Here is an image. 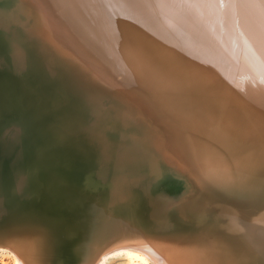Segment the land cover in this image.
I'll return each instance as SVG.
<instances>
[{
	"label": "rangeland",
	"instance_id": "374dc122",
	"mask_svg": "<svg viewBox=\"0 0 264 264\" xmlns=\"http://www.w3.org/2000/svg\"><path fill=\"white\" fill-rule=\"evenodd\" d=\"M79 1L9 0L6 4V11L9 10L8 14H10L7 22L9 23V29L18 32L20 37L19 43L14 48L17 49V52H15L16 54L13 58L23 61L21 54H24L23 50L26 48L28 55H31V57L35 56V53L37 54L35 56L37 59L42 58L43 60L44 57L53 75L49 76L50 78H58L57 69H65L70 75L71 73L73 74L76 86L84 90L91 104V107L84 110L86 120L81 130L83 133L91 136L93 143L103 140L99 138L102 134H106V137L110 135V137L117 138L121 142L135 138L142 140L140 146L142 148L138 154L137 162L138 166L142 168L139 170L144 174L139 179L132 178L135 176L132 175L130 180H118L116 185L113 186L115 188L113 192H115L116 200L111 202L113 204L115 203L114 205L117 207L112 208V211L115 213L114 218L111 216L113 223L105 231V233H109L106 236L107 241L112 236L114 237L111 239L113 241L111 245L118 241L142 236L167 237V240L172 241V244L176 245V247L179 245L180 248L184 249L192 248L193 252L188 258L191 264H210V262L211 264H243L245 257H248L246 252L249 250L244 249L241 245H234L230 239H234V237L227 235L229 230L233 233H238V231L230 228L228 214L231 212L242 213L244 211L245 214L248 213L245 217L254 221L260 213L264 212V209L260 208V205H252L251 203L247 205L243 200L245 193L249 191L248 183H250L251 179L256 181L255 184H259L260 181L258 180L264 178V76H260L264 72V59H262L264 57V0ZM158 1L161 3L159 4ZM165 2L173 3L172 5L175 6H179L180 4L183 6L184 4L186 7L184 9L186 10L181 5L179 7L177 6V8ZM176 2L178 3L176 4ZM55 3H58V5ZM157 3L159 7L156 6ZM133 4L135 6L130 8L129 5L133 6ZM125 5L126 8H124ZM104 8L106 9L104 10ZM111 8L112 11L109 10ZM158 8L163 9V11H159L160 9ZM114 9L116 10L114 11ZM125 9H129L130 15ZM135 9L137 10L135 11ZM168 9H173L174 11ZM176 9L178 12L175 11ZM195 9L197 12H195ZM148 10L152 12L150 13ZM145 11L148 13L146 14ZM160 12L164 14H160ZM188 12L194 13L190 14V16L193 15V18L190 19V16L188 17ZM114 14L116 15L114 16ZM198 15L201 17V20H199ZM164 16H166V20L163 21V18L165 19ZM167 16L169 21L174 20L172 24H170L171 22L168 23ZM114 17L115 19H113ZM139 17H143L142 20L138 19ZM161 18L162 20L159 21ZM194 18L196 19L194 20ZM244 18L248 19V21L247 19L245 20L247 24L244 23ZM250 18L252 21H250ZM139 20L140 22H137ZM190 20L191 22H189ZM157 21L159 24L157 23L158 25L155 28L156 24L154 23ZM162 21L165 23L160 24ZM194 21L199 24L197 25ZM206 21L208 22L206 23ZM179 23L182 25L188 23V25L180 28L181 25ZM189 23L196 24L197 26L195 25L194 27L193 24L189 25ZM160 25L165 26L161 27ZM172 26L174 28L169 31V28ZM188 26L193 27L191 29ZM176 27L179 28L177 31H175ZM232 27L234 29L235 27L236 29L238 28V31L235 30V32ZM245 27H248V29L246 30ZM129 28L133 29V31ZM206 28H209L208 31ZM151 30H154V32ZM239 31L242 34H237ZM172 32L177 33L174 35L175 33ZM135 33H138L135 35L136 37L132 36ZM142 34L143 37L139 36ZM152 34L154 38L151 36ZM246 34L247 37L245 36ZM137 36L139 38L135 41ZM161 36L162 38L164 37L163 39L165 41L162 38H158ZM220 36L223 37L222 39H226L222 40ZM229 37L231 38L229 39ZM203 38L209 40H204ZM234 38L236 41L239 40L240 44L237 41L239 45ZM146 39L147 41H145ZM153 39H155V42H153ZM245 39H247L249 46ZM138 40L139 44H137ZM141 40L143 42L140 43ZM165 43L167 44L164 45ZM141 44H144V47ZM155 44L156 46H154ZM225 44L226 46L229 44L231 46L229 45L230 47L227 46V48ZM138 45H140V48H138ZM215 45L216 48L214 47ZM258 45H262V47L259 48ZM133 46L136 50L133 49ZM160 46L161 50L159 49ZM236 46L237 49L234 50ZM167 47L170 49L168 50ZM195 47H197L198 51H195ZM171 48L173 49L171 50ZM254 48L256 49L254 50ZM148 49L150 51L152 50L153 53ZM219 50L225 53L222 54ZM229 51L231 55H229ZM236 51H240L241 53H237ZM164 52L169 58L165 56L166 54ZM128 53L131 56L134 54L137 56L129 57ZM139 53H142L143 57ZM200 53L203 54L201 55ZM209 53L211 55L214 54L215 57ZM244 56L247 59H244ZM250 56L255 59L253 60ZM145 57V61L141 60V58L145 59ZM259 58L260 60H258ZM49 60L51 63H49ZM201 61H203L202 64H199ZM253 61L254 63H252ZM261 61L262 66L260 64ZM136 62L142 64L139 63V65ZM252 64L255 66H252ZM61 65L65 66L62 68ZM140 66L141 68H139ZM260 66L261 68L259 70L258 68ZM67 67L70 68L67 69ZM249 68L251 72L248 71L250 70ZM209 69L211 72H209ZM230 70L232 73L237 71L232 75ZM244 72H247V75H244ZM252 72L255 76H250ZM253 73L251 75H254ZM244 76L249 77L246 78ZM247 80L248 82L251 81L250 83L257 82V84L249 85L246 82ZM260 83H262V86H260ZM179 104L182 106H179ZM180 110H183V113ZM94 123L102 126V130L93 133L91 126ZM134 123H137L139 129L134 126ZM77 126L78 123L76 121L72 122L71 120L66 128H71L75 131L74 127L76 128ZM147 154L152 157L150 162H148V157L146 158ZM156 165L161 166L160 176L162 178L164 177V167L169 170L168 174H170L169 177L172 180L170 183H167V186L175 187L173 188L175 190L178 187L180 188L182 183H177L176 186L174 181L182 180L189 186L193 184L196 190L189 195H182L179 201L170 204L171 206H168L165 202L153 199L149 200L147 197V181H155L153 176L149 178V174L156 169ZM132 182L137 183V185H131ZM154 184L152 183L150 187L153 188ZM215 194L224 195L227 198L222 202H212L211 197L215 196ZM140 197L144 202H139L140 204H138V200L141 199ZM152 205L157 210L164 209L168 211L167 217L164 218L161 215L166 211L153 216L150 213ZM170 210H173V213L170 214ZM93 211L95 210H90L89 215ZM142 214L143 216L141 217ZM53 215L49 214L45 216V219ZM105 223H107V220ZM228 225L229 228L225 227ZM244 225L241 226L244 227ZM94 226L92 229L96 230V223H94ZM226 228L229 230L227 231ZM247 231L249 233L247 236H253L256 232L250 229H247ZM94 232H96L95 236H100L97 231ZM89 237L94 238V234ZM99 242L101 243L102 241H97L96 245ZM27 243L37 252L36 256L40 261L37 264H53L52 261L50 262V258H48L45 251L38 246L40 244L36 239L31 240L29 237L27 238ZM91 245L94 246L95 241ZM196 246L197 248H195ZM9 250V248L0 250V264H15V257ZM93 256L94 252H92V255L89 254L87 256L83 264H89V259ZM62 263L65 264L64 260ZM101 264H129V261L125 254H116L109 255Z\"/></svg>",
	"mask_w": 264,
	"mask_h": 264
},
{
	"label": "water",
	"instance_id": "95a60500",
	"mask_svg": "<svg viewBox=\"0 0 264 264\" xmlns=\"http://www.w3.org/2000/svg\"><path fill=\"white\" fill-rule=\"evenodd\" d=\"M8 2L2 0L5 10L0 8V239L6 243L15 238L41 237L42 242L50 244L46 253L53 264H62L63 260L65 264H83L92 252L91 264H95L113 249L107 232L102 242L94 246L91 241L96 240L88 234L94 232L95 219L105 213L113 185L122 178L135 175L132 178L139 179L144 174L137 166L142 140L121 142L102 134L99 138L103 140L93 143L91 136L82 132L84 110L91 104L74 78L65 69H57L58 78H50L53 75L44 57H31L26 48L21 54L23 61L13 58L20 37L7 26ZM71 120L78 123L75 131L66 128ZM134 126L139 129L137 123ZM91 128L96 133L103 127L94 123ZM155 168L149 178H155L157 187L151 188L153 181H147L149 200L169 206L196 190L193 184L189 186L182 180L181 187L174 190L175 187L167 186L168 177L160 176V166ZM161 194L168 199H161ZM226 198L215 194L211 201L222 202ZM259 200L262 197L252 199ZM89 207L95 210L90 222L83 217L68 218ZM165 211L153 205L150 208L153 216ZM49 214H54L50 217L56 220L45 219ZM167 214L168 211L161 215L166 218ZM230 232L227 235L234 237L230 238L234 245L249 250L247 264H264V258L255 260L254 251V245H263L264 240L249 238L245 232Z\"/></svg>",
	"mask_w": 264,
	"mask_h": 264
},
{
	"label": "bare ground",
	"instance_id": "6f19581e",
	"mask_svg": "<svg viewBox=\"0 0 264 264\" xmlns=\"http://www.w3.org/2000/svg\"><path fill=\"white\" fill-rule=\"evenodd\" d=\"M53 1V0H52ZM58 1V0H57ZM79 1V0H78ZM115 1V0H114ZM121 1V0H120ZM119 1V2H120ZM142 1V0H141ZM146 1V0H145ZM165 1V0H164ZM176 1V0H175ZM1 2H2V0H1ZM1 2H0V8H3V10H4V6L3 5H1ZM73 2V1H72ZM79 2H81V1H79ZM86 2V1H85ZM84 2V3H85ZM95 2V1H94ZM97 2V1H96ZM101 2V1H100ZM125 2H126V0H125ZM132 2V1H131ZM130 2V3H131ZM140 2V1H139ZM155 2H157V1H155ZM159 2V4L161 3L160 1H158ZM163 2V1H162ZM74 3V2H73ZM72 3V4H73ZM76 3H78V2H76ZM83 3V4H84ZM98 3H99V1H98ZM98 3H96V4H98ZM116 3H117V1H116ZM164 3V2H163ZM165 3H169V2H165ZM178 2H176V4H177ZM180 3V2H179ZM196 3V2H195ZM55 4H57L58 5V3H55ZM62 4V3H61ZM66 4V3H65ZM70 4V3H69ZM111 4V3H110ZM158 3H157V5L156 6H158L159 5ZM170 4V3H169ZM173 4V3H172ZM172 4H170V5H172ZM174 4H175V2H174ZM198 4V3H197ZM99 5V4H98ZM97 5V6H98ZM112 5V4H111ZM152 5V4H151ZM153 5H154V3H153ZM162 5V4H161ZM167 5V4H166ZM166 5H164V6H166ZM181 5V7H183V9H184V4H183V6H182V4H180ZM179 5V6H180ZM185 5H187V4H185ZM194 5V4H193ZM55 6V5H54ZM66 6V5H65ZM67 6L69 7V5L67 4ZM71 6H73V5H71ZM130 6V8L131 7H134L135 5L133 4V6H131V5H129ZM128 6V7H129ZM138 6V5H137ZM168 6V5H167ZM173 7L175 6V5H172ZM178 5H176L175 7H177ZM178 6V7H179ZM189 6V5H188ZM242 6V5H241ZM247 6H248V4H247ZM76 7V6H75ZM74 7V8H75ZM109 8H110V6H108ZM127 7V8H128ZM155 7V6H154ZM153 7V8H154ZM159 7V6H158ZM172 7V8H173ZM177 7V8H178ZM193 7V6H192ZM243 7H245V6H243ZM242 7V8H243ZM58 8H60L59 6H58ZM63 8H64V6H63ZM74 8H72V9H74ZM107 8V7H106ZM106 8H104V10L106 9ZM124 8H126V5H125V7ZM136 8V7H135ZM155 8H157V7H155ZM155 8H154V10H155ZM162 8V7H161ZM161 8H158V9H160L159 11H163V9H164V7H163V9H161ZM168 8V7H167ZM166 8V9H167ZM186 8V7H185ZM71 9V8H70ZM108 9V8H107ZM123 9V8H122ZM134 9V8H133ZM140 9V8H139ZM151 9V8H150ZM170 9H171V7H170ZM170 9H168V10H170ZM193 9V8H192ZM245 9V8H244ZM97 10V9H96ZM103 10V11H104ZM109 10H111L112 11V8L111 9H109ZM116 9H114V11H115ZM127 9H125V11H126ZM129 10V9H128ZM127 10V11H128ZM131 11H132V9H130ZM137 9H135V11H136ZM147 10V9H146ZM165 10V9H164ZM173 10V9H172ZM172 10H170V11H172ZM184 10H186V9H184ZM184 10H179V11H184ZM196 10V9H195ZM223 10V9H222ZM241 10V9H240ZM124 11V10H123ZM140 11V10H139ZM149 11V10H148ZM157 11V10H156ZM174 11V10H173ZM175 11H177L178 12V10L176 9ZM192 11V10H191ZM194 11V10H193ZM232 11V10H231ZM242 11V10H241ZM129 12V11H128ZM128 12H127V14H128ZM133 12V11H132ZM141 12V11H140ZM142 12H143V10H142ZM146 12V11H145ZM150 13L152 12V11H149ZM166 12H168L167 10H166ZM165 12V13H166ZM176 12V13H177ZM195 12H197V10L195 11ZM223 12V11H222ZM104 13V12H103ZM110 13V12H109ZM112 13V12H111ZM110 13V14H111ZM126 13V12H125ZM137 13H138V11H137ZM148 12H146V14H147ZM158 13V12H157ZM169 13V12H168ZM167 13V14H168ZM173 13V12H172ZM189 13V12H188ZM191 13H193V12H190L189 13V15H188V17L190 16V14ZM107 14H108V11H107ZM113 14V13H112ZM117 14V13H116ZM116 14H114V16L116 15ZM119 14H121V13H119ZM135 14H136V12H135ZM141 14V13H140ZM142 14H145V13H142ZM145 14V15H146ZM154 14H156V13H154ZM153 14V15H154ZM159 14V13H158ZM160 14H164L163 12L161 13L160 12ZM170 15H171V13H169ZM168 14V15H169ZM182 14V13H181ZM194 14V13H193ZM196 14V13H195ZM201 14V13H200ZM225 14H226V12H225ZM231 14V13H230ZM109 15V14H108ZM129 15H130V12H129ZM144 15V16H145ZM153 15H151V16H153ZM184 15V14H183ZM197 15V14H196ZM244 15V14H243ZM245 15H246V13H245ZM110 16H113V15H110ZM134 17H135V15H133ZM132 16V17H133ZM138 16V15H137ZM140 16V15H139ZM163 16V15H162ZM173 16V15H172ZM192 16V17H191ZM189 18L191 19V18H193V15H191ZM222 16V15H221ZM234 16V15H233ZM118 17H121V16H118ZM126 17V16H125ZM133 17V18H134ZM147 17V16H146ZM145 17V19L147 20V18ZM157 17H158V15H157ZM156 17V18H157ZM160 17V16H159ZM165 17V19L163 18V21L164 20H166V16H164ZM198 17H199V15H198ZM108 18H110V17H108ZM126 18H128V17H126ZM133 18H131V19H133ZM142 18L143 17H139L138 19H141L142 20ZM154 18V17H153ZM156 18H155V20H156ZM171 18V17H170ZM169 18V19H170ZM182 19H183V17H181ZM189 18H187V20H189ZM200 19L199 20H201V17H199ZM233 18V17H232ZM231 18V19H232ZM113 19H115V17L113 18ZM151 19V18H150ZM150 19H148V20H150ZM158 19V18H157ZM196 18H194V20H195ZM198 19V18H197ZM227 19V18H226ZM247 18H244V23H246L247 21H248V19H247V21L245 22V20H246ZM118 20H119V18H118ZM124 20V19H123ZM128 20V19H127ZM126 20V21H127ZM130 20V19H129ZM135 20V19H134ZM134 20H133V22H134ZM152 20V19H151ZM160 20H162V18L161 19H159V21ZM167 20H168V16H167ZM178 20V19H177ZM193 20V19H192ZM204 20H205V18H204ZM242 20V19H241ZM241 20H240V22H241ZM121 21V20H120ZM160 22V24H164L165 22ZM169 21V20H168ZM174 21V20H173ZM173 21H169L168 23H170V24H172V22ZM198 21V20H197ZM217 21V20H216ZM224 21V20H223ZM250 21H252L251 20V18H250ZM122 22V21H121ZM132 22V21H131ZM135 22H136V20H135ZM134 22V23H135ZM137 22H140V20L139 21H137ZM145 22H147V21H145ZM181 22V21H180ZM188 22V21H187ZM189 22H191V20L189 21ZM194 22H196V21H194ZM203 22V21H202ZM208 21H206V23H207ZM239 22V21H238ZM7 23V26L9 25V23L8 22H6ZM118 23H119V21H118ZM123 23V22H122ZM142 23V22H141ZM148 23V22H147ZM159 24V22L157 21L156 23H154V24H156L155 25V28H156V26ZM197 23V22H196ZM204 23V22H203ZM233 23H235V22H233ZM232 23V24H233ZM236 23H237V21H236ZM243 23V24H244ZM250 23V22H249ZM120 24V23H119ZM149 24V23H148ZM153 24V23H152ZM176 24L178 25V23H177V21H176ZM176 24H174V25H176ZM180 24V23H179ZM191 24H193V23H189V25H191ZM199 23H197V25H198ZM202 24V23H201ZM209 24V23H208ZM239 24V23H238ZM241 24V23H240ZM247 24V23H246ZM251 24V23H250ZM249 24V25H250ZM128 25H129V23H128ZM143 25V24H142ZM141 25V26H142ZM150 25V24H149ZM166 25H167V22H166ZM176 25V26H177ZM181 25V27L180 28H182V26H184V25H188V23L187 24H184V25H182V24H180ZM196 25V24H195ZM195 25L193 24V26L195 27ZM196 25V26H197ZM203 25V24H202ZM205 25V24H204ZM236 25V24H235ZM248 25V26H249ZM253 25V24H252ZM251 25V26H252ZM136 26H137V24H136ZM138 26H139V24H138ZM152 26V25H151ZM161 27H163V26H165V25H160ZM193 26H188V27H190L191 29H192V27ZM206 26H208V25H206ZM233 26V25H232ZM154 27V26H153ZM160 27V28H161ZM188 27H186V28H188ZM204 27V26H203ZM209 27V26H208ZM239 27V26H238ZM121 28V27H120ZM133 28V27H132ZM135 28V27H134ZM158 28V27H157ZM159 28V29H160ZM167 28H169V27H167ZM174 28V26H172L171 28H169V31H171L172 29ZM189 28V29H190ZM210 28V27H209ZM208 28V29H209ZM224 28V27H223ZM223 28H222V30H223ZM230 28V27H229ZM242 28H243V26H242ZM246 28V30L248 29V27H245ZM130 29V28H129ZM143 29V28H142ZM171 29V30H170ZM176 29V30H175ZM174 30L175 31H177V29H179V28H175ZM193 29H195V28H193ZM199 29V28H198ZM207 29V28H206ZM208 29H207V31H208ZM210 29H212V28H210ZM214 29V28H213ZM232 29H234L233 27H232ZM231 29V30H232ZM238 29V28H237ZM236 29V27H235V29H234V31L236 30V31H238ZM239 29H241V28H239ZM128 30V29H127ZM126 30V31H127ZM130 30H132L133 31V29H130ZM145 30H147V29H145ZM165 30V29H164ZM168 30V29H167ZM183 30V29H182ZM186 30V29H185ZM184 30V31H185ZM188 30V29H187ZM244 30V29H243ZM242 30V32H244ZM245 30V31H246ZM137 31V30H136ZM151 31H153L154 32V30H151ZM162 31H163V29H162ZM166 31V30H165ZM180 31V30H179ZM189 31V30H188ZM192 31V30H191ZM206 31V30H205ZM210 31V30H209ZM214 31V30H213ZM212 31V32H213ZM216 31V30H215ZM218 31V30H217ZM220 31V30H219ZM235 31V32H236ZM241 31V30H240ZM237 32V34H239V33H241V32ZM250 31H252V30H250ZM130 32V31H129ZM128 32V33H129ZM146 32V31H145ZM199 32V31H198ZM211 32V31H210ZM209 32V33H210ZM233 32V31H232ZM260 32H262V31H260ZM130 33H132V32H130ZM129 33V34H130ZM149 33H150V31H149ZM162 33H164V32H162ZM161 33V34H162ZM170 33V32H169ZM172 33H175L174 35H176V33L177 32H172ZM171 33V34H172ZM186 33V32H185ZM200 33V32H199ZM206 33V32H205ZM219 33V32H218ZM222 33V32H221ZM223 33L225 34V32L223 31ZM247 33V32H246ZM249 33V32H248ZM255 33V32H254ZM263 33V32H262ZM138 33H135L134 35H132V36H135V35H137ZM168 34V33H167ZM166 34V35H167ZM170 34V35H171ZM207 35H208V33H206ZM211 34V33H210ZM215 34V33H214ZM242 34V33H241ZM131 35V34H130ZM145 35V34H144ZM165 35V36H166ZM169 35V36H170ZM180 35V34H179ZM183 35V34H182ZM206 35V36H207ZM244 35V34H243ZM250 35H251V33H250ZM262 35V34H261ZM139 36H141V37H143V34L142 35H139ZM152 37H153V34L151 35ZM150 36V37H151ZM168 36V35H167ZM166 36V37H167ZM185 36V35H184ZM188 36H189V34H188ZM199 36V35H198ZM211 36V35H210ZM228 36V35H227ZM246 37H247V34L245 35ZM252 36V35H251ZM263 36V35H262ZM136 37V36H135ZM221 37V36H220ZM219 37V38H220ZM234 37V36H233ZM236 37H237V35H236ZM245 37V38H246ZM256 37V36H255ZM132 39H133V37H131ZM139 37L137 36V38H136V40L135 41H137V39H138ZM154 38V37H153ZM158 38H162V36L161 37H158ZM164 38V37H163ZM162 38V39H163ZM209 38V37H208ZM212 38H213V36H212ZM214 38H215V35H214ZM223 37H221V39H222ZM231 37H229V39H230ZM238 38H240L239 36H238ZM249 38H252V37H249ZM264 38V37H263ZM130 39V38H129ZM149 39V38H148ZM152 39V38H151ZM150 39V40H151ZM157 39V38H156ZM168 39V38H167ZM169 39H170V37H169ZM179 39V38H178ZM198 39V38H197ZM204 39V38H203ZM202 39V40H203ZM207 39V38H206ZM206 39H204V40H206ZM210 39H211V37H210ZM224 39H226V38H224ZM224 39H222V40H224ZM228 39V38H227ZM235 39V38H234ZM233 39V40H234ZM243 39V38H242ZM242 39H240L242 42H243V40ZM248 39V38H247ZM247 39H245V41H247ZM253 39V38H252ZM252 39H249V40H252ZM150 40H148V41H150ZM154 40V41H153ZM152 41L153 42H155V39H153ZM158 40V39H157ZM164 40V39H163ZM186 40V39H185ZM202 40H201V42H202ZM203 40V41H204ZM207 40H209V39H207ZM219 40V39H218ZM256 40V39H255ZM254 40V41H255ZM264 40V39H263ZM135 41L133 40V42L135 43ZM145 41H147V39L145 40ZM159 41H160V39H159ZM165 41V40H164ZM175 41V40H174ZM188 41V40H187ZM235 41H236V39H235ZM238 42H239V40H237ZM237 41H236V43H237ZM257 41V40H256ZM132 42V43H133ZM141 42H143L142 40L140 41V43ZM178 42V41H177ZM196 42V41H195ZM213 42V41H212ZM258 42V41H257ZM134 43H133V45H134ZM157 43H158V41H157ZM161 43H163L162 41H161ZM176 43V42H175ZM174 43V44H175ZM209 43V42H208ZM214 43V42H213ZM217 43H218V41H217ZM226 43V42H225ZM245 43V42H244ZM247 43H248V41H247ZM259 43H261V42H259ZM258 43V44H259ZM137 44H139V40H138V42H137ZM137 44H136V46H137ZM147 44H149V43H147ZM147 44H145V46H147ZM152 44V43H151ZM160 44V43H159ZM167 43H165L164 45H166ZM216 44V43H215ZM228 44V43H227ZM235 44V43H234ZM233 44V45H234ZM238 44V43H237ZM239 44H240V42H239ZM238 44V45H239ZM142 45V44H141ZM144 45V44H143ZM142 45V46H143ZM158 45V44H157ZM211 45V44H210ZM214 45V44H213ZM217 45V44H216ZM216 45L214 46L215 48H216ZM230 45V44H229ZM229 45H227V46H229ZM232 45V46H233ZM244 45V44H243ZM246 45V44H245ZM251 45V44H250ZM139 47L138 48H140V45H138ZM154 46H156V44L154 45ZM153 46V47H154ZM159 46V45H158ZM158 46H157V48H158ZM174 46V45H173ZM195 46V45H194ZM199 46V45H198ZM203 46H205V45H203ZM207 46V45H206ZM212 46V45H211ZM225 46H226V44H225ZM226 46V47H227ZM231 46V45H230ZM229 46V47H230ZM235 46V45H234ZM248 46H249V43H248ZM248 46H246V47H248ZM252 46V45H251ZM259 46V45H258ZM144 47V46H143ZM162 47H163V45H162ZM169 47V46H168ZM168 47H167V49H168ZM172 47V46H171ZM183 47V46H182ZM185 47V46H184ZM208 47V46H207ZM213 47V48H214ZM260 47H262V45L261 46H259V48ZM135 47L133 46V49H134ZM145 48H147V47H145ZM152 48V47H151ZM150 48V49H151ZM156 47H155V49H157ZM161 48V46L159 47V49ZM166 48V47H165ZM191 48V47H190ZM196 48V50L195 51H198L197 50V47H195ZM210 48V47H209ZM212 48V49H213ZM214 48V49H215ZM228 48V47H227ZM232 48H234V47H232ZM240 48V47H239ZM250 48V47H249ZM258 48V47H257ZM154 49V50H155ZM170 49V48H169ZM168 49V50H169ZM173 48H171V50H172ZM202 49V48H201ZM221 49H222V47H221ZM220 49V50H221ZM230 49V48H229ZM237 49V46H236V48L234 49V50H236ZM250 49H253V48H250ZM256 48H254V50H255ZM17 49H14V52H13V54L15 55V52H17L16 51ZM134 50H136V49H134ZM139 50V49H138ZM137 50V51H138ZM144 50V49H143ZM149 50V49H148ZM161 50V49H160ZM162 50H164V49H162ZM167 50V52H169ZM182 50V49H181ZM204 50V49H203ZM219 50V51H220ZM223 50H224V48H223ZM232 50V49H231ZM240 50V49H239ZM264 50V49H263ZM141 51H142V49H141ZM145 51V50H144ZM150 51V50H149ZM149 51H147V52H149ZM157 51V50H156ZM190 51V50H189ZM205 51H207V50H205ZM209 51H210V49H209ZM208 51V52H209ZM214 51V50H213ZM225 51H226V49H225ZM249 51V50H248ZM252 52H253V50H251ZM140 52V51H139ZM146 52V51H145ZM150 52H152V50L150 51ZM158 52V51H157ZM165 52H166V49H165ZM164 52V54H166ZM199 52H201L200 50H199ZM198 52V53H199ZM202 52H204V51H202ZM207 52V53H208ZM220 52H222V51H220ZM219 52V53H220ZM227 52V51H226ZM230 52V51H229ZM234 52V51H233ZM237 53H239L238 51H236ZM131 53V52H130ZM144 53V52H143ZM153 53V52H152ZM163 53V52H162ZM194 53V52H193ZM214 53H215V51H214ZM219 53H217V54H219ZM225 53V52H224ZM223 52H222V54H224ZM228 53V52H227ZM241 53V52H240ZM244 53H246V52H244ZM243 53V54H244ZM264 53V52H263ZM138 54V53H137ZM139 54H142V53H139ZM148 54V53H147ZM146 54V55H147ZM163 54V55H164ZM171 54H172V52H171ZM201 55L203 54V53H200ZM210 55H211V53H209ZM234 54V53H233ZM255 54V53H254ZM258 54V53H257ZM13 55V56H14ZM35 56H37V54L35 53L34 54ZM125 55V54H124ZM135 56H137L136 54H134ZM131 56V55H129V53H128V56L130 57H135V56ZM149 55V54H148ZM156 55V54H155ZM158 55V54H157ZM179 55V54H178ZM181 55V54H180ZM193 55V54H192ZM201 55H199V56H201ZM220 55H221V53H220ZM229 55H231V52H230V54ZM248 55V54H247ZM247 55H245V56H247ZM250 55V54H249ZM261 55V54H260ZM260 55H259V57H260ZM264 55V54H263ZM159 56V55H158ZM165 56H167V54L165 55ZM164 56V57H165ZM176 56V55H175ZM196 56V55H195ZM198 56V55H197ZM211 56H214V54L213 55H211ZM210 56V57H211ZM222 56V55H221ZM220 56V57H221ZM240 56H242V55H240ZM245 56H244V59H247V58H245ZM252 56H255V55H252ZM142 57H143V54H142ZM148 57V56H147ZM168 57V56H167ZM180 57V56H179ZM186 57H187V55H186ZM209 57V59L211 60V58ZM215 57V56H214ZM214 57H212V58H214ZM216 57H217V55H216ZM222 57H224V55L222 56ZM221 57V58H222ZM239 57V56H238ZM237 57V58H238ZM243 57V56H242ZM242 57H241V59H242ZM249 57V56H248ZM251 57V56H250ZM159 58H160V56H159ZM169 58V57H168ZM200 58V57H199ZM198 58V59H199ZM201 58H203L202 56H201ZM200 58V59H201ZM217 58H219V57H217ZM232 58V57H231ZM231 58H230V61H231ZM252 58V57H251ZM130 59V58H129ZM133 59V58H132ZM131 59V60H132ZM138 59V58H137ZM136 59V60H137ZM149 59V58H148ZM150 59H151V57H150ZM152 59H154V58H152ZM185 59V58H184ZM197 59V60H198ZM208 59V60H209ZM216 59V58H215ZM214 59V60H215ZM220 59V58H219ZM228 59V58H227ZM250 59V58H249ZM253 59V58H252ZM255 59V58H254ZM253 59V60H254ZM257 59V58H256ZM262 59H264V57L262 58ZM261 59V60H262ZM134 60H135V58H134ZM133 60V61H134ZM139 60H140V58H139ZM141 60H146V57H145V59H143V58H141ZM165 60V59H164ZM163 60V61H164ZM204 60H205V58H204ZM232 60H234V59H232ZM251 60V59H250ZM258 60H260V58L258 59ZM138 61V60H137ZM155 61V60H154ZM191 61V60H190ZM200 61V60H199ZM212 61H213V59H212ZM216 61H217V59H216ZM222 61V60H221ZM237 61V60H236ZM241 61V60H240ZM239 61V62H240ZM149 62V61H148ZM161 62V61H160ZM202 62L203 61H201V62H199V64L201 63L202 64ZM209 62V61H208ZM220 62V61H219ZM223 62V61H222ZM238 62V61H237ZM263 62H264V60H263ZM61 63V62H60ZM136 63H140V62H136ZM207 63V62H206ZM215 63V62H214ZM233 63V62H232ZM252 63H254V61L252 62ZM256 63H257V61H256ZM262 63V61L260 62V64ZM137 64V65H138ZM140 64H142V63H140ZM139 64V65H140ZM160 64V63H159ZM204 64H205V62H204ZM212 64V63H211ZM237 64V63H236ZM244 64V63H243ZM246 64H247V62H246ZM248 64H249V62H248ZM264 64V63H263ZM136 65V66H137ZM143 65H145V64H143ZM143 65H142V67H143ZM153 65H155V64H153ZM152 65V66H153ZM183 65V64H182ZM216 65V64H215ZM219 65V64H218ZM235 65V64H234ZM254 64H252V66H253ZM257 65V64H256ZM62 66V68L65 66V65H61ZM165 66V65H164ZM187 66V65H186ZM204 66V65H203ZM207 66V65H206ZM249 67H250V65H248ZM247 66V67H248ZM255 66V65H254ZM261 66H262V64H261ZM261 66L258 68L259 70H260V68H261ZM147 67V66H146ZM183 67V66H182ZM185 67V66H184ZM190 67V66H189ZM215 67V66H214ZM221 67V66H220ZM237 67V66H236ZM243 67V66H242ZM70 67H67V69H69ZM139 68H141V66L139 67ZM150 68V67H149ZM192 68V67H191ZM197 68V67H196ZM212 68H213V66H212ZM238 68V67H237ZM263 68H264V66H263ZM143 69V68H142ZM142 69H140L141 71H142ZM170 69V68H169ZM186 69V68H185ZM204 69V68H203ZM202 69V70H203ZM210 69H211V67H210ZM209 69V70H210ZM213 69H215V68H213ZM216 69H217V66H216ZM234 69V68H233ZM241 69H243V68H241ZM250 69V68H249ZM256 69H257V66H256ZM137 70H138V68H137ZM206 70V69H205ZM208 70V69H207ZM212 70V69H211ZM211 70L209 71V72H211ZM220 70V69H219ZM219 70H216V71H219ZM232 70V69H231ZM230 70V73H232V71ZM237 70H239V69H237ZM236 70V71H237ZM263 70V69H262ZM176 71V70H175ZM235 71V72H236ZM248 71H250L251 72V69L250 70H248ZM138 72V71H137ZM181 72V71H180ZM204 72H208V71H204ZM235 72H233V73H235ZM255 73H256V71H254ZM145 73V72H144ZM186 73V72H185ZM214 73V72H213ZM218 73V72H217ZM233 73H232V75H233ZM247 73V72H246ZM245 72H244V75H247ZM253 73V72H252ZM252 73H250V76H255V74L254 75H251ZM172 74V73H171ZM174 74V73H173ZM194 74H195V72H194ZM196 74H198V73H196ZM219 74V73H218ZM249 74V73H248ZM257 74L259 75V73L257 72ZM263 74H264V72H263ZM262 73L260 74V76L262 75V76H264ZM186 75V74H185ZM229 75V74H228ZM236 75H237V73H236ZM71 76H72V78H73V74H71ZM209 76V75H208ZM219 76V75H218ZM222 76V75H221ZM242 76V75H241ZM261 76V77H262ZM204 77V76H203ZM244 77H249V76H244ZM259 77V76H258ZM214 78V77H213ZM255 78V77H254ZM260 78V77H259ZM258 78V79H259ZM243 80V79H242ZM261 80H262V78H261ZM257 81V80H256ZM263 81V80H262ZM190 82V81H189ZM246 82H248V80L246 81ZM251 82V81H250ZM250 82H248L247 84H257V82L256 83H250ZM186 83V82H185ZM165 84V83H164ZM177 84V83H176ZM259 84V83H258ZM261 85L260 86H262V83H260ZM156 85V84H155ZM185 85V84H184ZM181 86V85H180ZM196 86V85H195ZM210 86V85H209ZM248 86V85H247ZM259 86V85H258ZM263 86H264V84H263ZM251 87H253L252 85H251ZM228 88V87H227ZM258 88V87H257ZM260 88V87H259ZM157 89V88H156ZM220 89V88H219ZM248 89V88H247ZM255 89V88H254ZM158 90V89H157ZM250 90V89H249ZM251 90H253L252 88H251ZM152 91H154V90H152ZM261 91H262V89H261ZM160 92V91H159ZM260 92V91H259ZM183 93V92H182ZM186 93V92H185ZM184 93V94H185ZM261 93V92H260ZM211 94V93H210ZM158 95V94H157ZM173 95V94H172ZM208 95V94H207ZM220 95V94H219ZM224 95V94H223ZM193 96V95H192ZM151 97V96H150ZM162 97V96H161ZM181 97V96H180ZM206 97V96H205ZM188 98H189V96H188ZM192 98V97H191ZM195 98V97H194ZM165 99V98H164ZM170 100V99H169ZM167 101V100H166ZM182 101V100H181ZM188 101V100H187ZM152 102V101H151ZM154 102V101H153ZM173 102V101H172ZM150 103V102H149ZM170 103V102H169ZM162 104V103H161ZM160 104V105H161ZM172 104H174V103H172ZM184 104V103H183ZM192 104V103H191ZM169 105V104H168ZM187 105H188V103H187ZM164 106V105H163ZM174 106V105H173ZM179 106H182V105H180L179 104ZM188 107V106H187ZM174 109H175V107H174ZM181 111V110H180ZM183 111V110H182ZM181 111V113H183ZM166 112V111H165ZM170 112V111H169ZM177 112V111H176ZM177 115V114H176ZM183 115V114H182ZM259 115V114H258ZM186 116V115H185ZM177 117V116H176ZM187 118V117H186ZM189 118V117H188ZM185 120V119H184ZM174 122V121H173ZM192 122V121H191ZM146 155V154H145ZM142 157V156H141ZM148 157V159H149V161L148 162H150L151 161V155H149V154H147V156H146V158ZM203 165V164H202ZM137 166H138V162H137ZM138 168L141 170L142 168L141 167H139L138 166ZM160 168H161V166H160ZM163 171H164V177L166 176V177H168V179L166 180V182L168 181L169 183L171 182V180H172V178H170L169 177V175L170 174H168L169 172V170H167L165 167H164V169H163ZM163 177V178H164ZM264 177V176H263ZM130 178H131V176L127 179V178H122V179H124V181H127V180H130ZM207 178V177H206ZM121 179V180H122ZM263 180V181H262ZM262 180H258V181H260V183L258 184H255V182L256 181H254V180H252L251 179V181H250V183H248V192L247 193H245V195H244V197H243V200L245 201V204L247 203V205H248V203H251L252 205L254 204V205H260V208H263L264 209V178H262ZM156 181V180H155ZM154 181V182H155ZM178 180H175L174 181V183L175 184H177L176 182H177ZM253 181V182H252ZM154 182H152V183H154ZM123 183V182H122ZM178 183L180 184V182L178 181ZM160 184V183H159ZM158 184V185H159ZM178 184V185H179ZM114 186V185H113ZM94 187V186H93ZM153 187H157V183H155L154 184V186ZM92 188V187H91ZM150 190V189H149ZM239 197V196H238ZM259 197H262V200H259V201H252V199H257V198H259ZM141 198V197H140ZM117 199H118V197H117ZM116 200V195H115V192H113V194H112V197H111V200H110V202L108 203V205L106 206V211H105V213L99 218V219H95V222L94 223H96V230H94V231H97L99 234H100V236H95V233L96 232H89V236L90 235H93L94 234V238H95V245H96V242L97 241H102V238H104V235H105V231L107 230L106 228H108V226L110 225V224H112L113 222H112V217L114 218V215H115V213L112 211V208H116L117 206H115L111 201H115ZM142 203V202H144L143 201V199L141 198L140 200H138V204H140V203ZM138 207V206H137ZM171 212H170V214L171 213H173V210H170ZM89 213H90V207L89 208H87V210L86 211H82V212H80L79 214H75L74 213V215L73 216H69L68 218L70 219V218H73L74 220H76V219H78L79 217H83L84 219H85V221L86 222H90V220L91 219H89L90 217H91V215H89ZM246 214H248V213H246ZM245 213H244V211H242V213H239V212H231L230 214H228V217H229V223H230V228L232 229V230H234V231H238V232H245V234H246V236L249 234L248 233V231H247V229L249 230H255L256 232H255V234H253V236L251 235V236H248L249 238L250 237H252V238H254L255 240H259V241H261V240H264V212H262V213H260L255 219H254V221H252V220H250V219H247L246 217H245V215H246ZM112 216V217H111ZM143 216V214L141 215V217ZM248 217V216H247ZM48 219V218H47ZM51 220H56V217H53V218H50ZM242 219V220H241ZM107 220V223H105V221ZM50 222V221H49ZM94 223L92 224L93 225V228L95 227L94 226ZM244 223H246L245 225H244ZM241 225H244V227L243 226H241ZM167 227V226H166ZM242 227H243V229H242ZM90 228H91V226H90ZM247 228V229H246ZM109 230V229H108ZM241 230H243V231H241ZM92 231H93V229H92ZM109 234V233H108ZM115 236H116V234H114ZM102 236V237H101ZM113 237L114 236H112L111 238H109L108 239V242H109V246L113 249V251H111L110 253H108V254H105L104 256H102L101 258H100V260H96L97 262H95V264H101L107 257H109V255H116V254H125V256H126V258H127V260L129 261V264H191V262H190V259L188 260V258L190 257V255L192 254V248H186V249H184V248H180V246L179 245H177L178 247H176V245H173L172 244V241H168L167 240V237H165V238H162V237H159V236H142V237H136V238H133V239H126V240H122V241H118V242H115L114 244H112L111 245V243L113 242L111 239H113ZM44 238H45V236H44ZM93 238V237H92ZM92 238H91V240H92ZM38 242H39V244L40 245H38V246H40L44 251H45V253H46V250L48 249V246L50 245V244H48L47 243V241L46 240H44L43 242L40 240V239H42L41 237L39 238V237H36L35 238ZM93 241H91V243H92ZM6 243L7 244H11V243H14L15 244V246L13 247V246H7V247H5V248H9L10 250V252L14 255V257H15V264H37V263H40V261L38 260V258H37V256H36V254H37V252H35L34 251V249L27 243V238L26 237H22V238H15V239H12V240H10V241H6ZM6 243H4V241H2V243H0V245H2V244H6ZM48 244V245H47ZM244 249H247V247L246 246H243V245H241ZM4 247L2 248V247H0V250H4L5 249ZM195 248H197V246L195 247ZM196 250V249H195ZM247 251V250H246ZM254 251L256 252V256H255V260L257 261V260H262L263 258H264V242H263V245H254ZM247 253V255H248V257H245V261H244V263L243 264H247L249 261H248V258H249V251L248 252H246ZM46 255H48L47 253H46ZM94 257V256H93ZM92 257V258H93ZM48 258H50L49 256H48ZM92 258L91 259H89V264H91V262H93L92 261ZM219 259V258H218ZM222 260V259H221ZM51 261V260H50ZM207 262V261H206ZM210 262V261H209ZM213 263V262H212ZM63 264V263H62ZM210 264H211V262H210Z\"/></svg>",
	"mask_w": 264,
	"mask_h": 264
},
{
	"label": "snow or ice",
	"instance_id": "6c2138e0",
	"mask_svg": "<svg viewBox=\"0 0 264 264\" xmlns=\"http://www.w3.org/2000/svg\"><path fill=\"white\" fill-rule=\"evenodd\" d=\"M160 198L163 199V200H167L168 199V196L166 194H161V197ZM0 243H2V239H0ZM8 246H13L14 247L15 244L14 243H11Z\"/></svg>",
	"mask_w": 264,
	"mask_h": 264
}]
</instances>
